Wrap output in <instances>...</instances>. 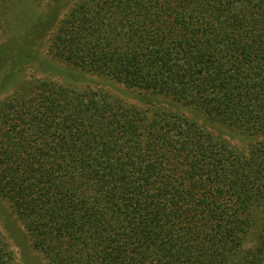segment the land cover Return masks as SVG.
<instances>
[{
	"label": "trees",
	"instance_id": "obj_1",
	"mask_svg": "<svg viewBox=\"0 0 264 264\" xmlns=\"http://www.w3.org/2000/svg\"><path fill=\"white\" fill-rule=\"evenodd\" d=\"M49 50L251 143L176 107L31 81L0 101V196L35 249L51 264H264V0H78ZM0 264H19L1 230Z\"/></svg>",
	"mask_w": 264,
	"mask_h": 264
},
{
	"label": "rangeland",
	"instance_id": "obj_2",
	"mask_svg": "<svg viewBox=\"0 0 264 264\" xmlns=\"http://www.w3.org/2000/svg\"><path fill=\"white\" fill-rule=\"evenodd\" d=\"M75 1L78 0H0V101L19 92L21 86L38 79H50L82 88L89 86L104 89L112 98L129 103L145 104L150 100L165 107H176L239 150H248L251 141L244 134L228 130L190 109L172 103L170 99L147 96L110 78L81 71L51 54L50 34ZM0 230L19 264H51L34 248L22 222L2 196Z\"/></svg>",
	"mask_w": 264,
	"mask_h": 264
}]
</instances>
